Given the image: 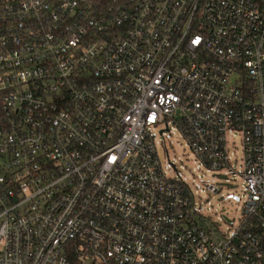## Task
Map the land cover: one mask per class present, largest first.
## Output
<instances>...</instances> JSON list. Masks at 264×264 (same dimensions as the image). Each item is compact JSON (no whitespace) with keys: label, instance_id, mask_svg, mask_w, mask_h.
<instances>
[{"label":"built area","instance_id":"built-area-1","mask_svg":"<svg viewBox=\"0 0 264 264\" xmlns=\"http://www.w3.org/2000/svg\"><path fill=\"white\" fill-rule=\"evenodd\" d=\"M171 125L210 171L240 138L230 234ZM0 264H264V0H0Z\"/></svg>","mask_w":264,"mask_h":264},{"label":"rangeland","instance_id":"rangeland-1","mask_svg":"<svg viewBox=\"0 0 264 264\" xmlns=\"http://www.w3.org/2000/svg\"><path fill=\"white\" fill-rule=\"evenodd\" d=\"M161 127L153 132L157 156L165 175L182 178L190 186L196 208L209 224H216L218 230L230 234L242 219V207L245 201V179L243 172V152L240 138L230 135L232 139L231 170L210 171L196 159L188 147L185 138L174 125L169 131L160 134ZM175 166V167H173ZM210 182L219 188V193L211 194L203 186Z\"/></svg>","mask_w":264,"mask_h":264}]
</instances>
